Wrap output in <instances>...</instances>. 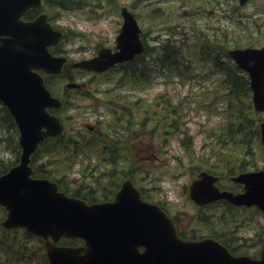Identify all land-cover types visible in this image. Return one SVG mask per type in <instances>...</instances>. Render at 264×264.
<instances>
[{
  "label": "water",
  "instance_id": "obj_1",
  "mask_svg": "<svg viewBox=\"0 0 264 264\" xmlns=\"http://www.w3.org/2000/svg\"><path fill=\"white\" fill-rule=\"evenodd\" d=\"M244 4L247 0H239ZM42 0H0V99L14 116L20 130V163L0 175V204L7 210L5 227H26L45 238L51 264H264V236L260 259L232 255L220 242L204 238L185 241L177 237L172 220L157 205L140 199L125 181L115 200L86 204L58 191L47 178H31L30 154L47 135L62 132L59 119L46 108L58 106L35 69L59 72L65 58L53 56L48 46L62 32L53 29L46 14L32 20L22 15ZM123 24L116 37V51L101 48L98 55L76 62L87 69L103 70L115 62L131 59L143 49L140 28L133 14L122 7ZM249 73L252 100L264 110V46L229 51ZM45 128V129H43ZM264 145V120L260 122ZM217 177L202 171L192 180L190 196L198 203L226 198L235 204H256L264 211V168L233 177L244 191H220ZM61 235L82 236L85 246H57ZM52 236L53 242L49 241ZM144 245L140 252L138 245Z\"/></svg>",
  "mask_w": 264,
  "mask_h": 264
},
{
  "label": "rangeland",
  "instance_id": "obj_2",
  "mask_svg": "<svg viewBox=\"0 0 264 264\" xmlns=\"http://www.w3.org/2000/svg\"><path fill=\"white\" fill-rule=\"evenodd\" d=\"M149 2H154L157 8L150 9L147 5ZM117 4L127 5L129 9L138 14L139 24L142 28L147 29L146 36L148 40L160 34L161 38L164 39L163 41H166L165 38L169 37L183 46L190 42V38L182 33L186 31L189 36L192 35L190 30L195 25L194 20H197L209 33L216 32L218 28H222L225 33L229 29L240 28L246 31L245 34H248V29L243 21L249 22L250 25L257 18L264 27V0H255L254 3H249L244 8L242 14L245 17L242 19L240 26H235V24L225 19V4L221 6L223 11L219 13L208 0H117L116 3L106 4L101 9L88 7L86 9L62 8L59 10L58 8L48 9L44 6V11L49 14L54 25L66 31L67 36L61 42L60 47L66 49L68 58L74 61L91 56L100 44L111 47L114 45L115 36L122 22L119 13L120 5ZM231 9L236 10L234 6H231ZM205 21L209 22V26L213 29H207ZM257 34V32H254L252 35L257 37ZM259 37L261 38L260 43L264 44V29ZM191 58L194 66L193 79H188L185 84H181L180 79L167 82L168 80H164L163 76H158L156 81L147 88L142 90L137 88L134 95L152 100L156 97V93L161 90L168 92L176 102H179V99L182 100L181 106L185 110L188 121V133L193 135L192 150L195 151V155H189L188 150L183 146L182 139L184 135L182 137H169L167 145L163 146L162 150H157L155 145L148 141L135 147V151L140 156L138 159L141 162L136 161L132 171L142 168L145 175L143 184L147 189L146 197L151 201L164 204V207L171 214L180 216L185 227H182L183 230L190 225V229L195 227L197 235L213 234L219 236V232L226 235L230 231L231 234L239 236V238L246 239L252 236L257 239L260 234V227H264L263 216L259 214L257 216L239 214L237 211H233V215L230 216V213L226 215L221 212V208L226 210L222 206H213L210 210L197 211L187 199V186L197 171L214 168L213 161L215 160L213 158L209 157L206 162L200 160L201 156L208 154L216 145H204L203 138L205 135L200 132L199 124H204L213 112L209 90L215 87L219 79L216 70L212 69L207 62L194 56H191ZM89 78L90 76L86 77L87 80ZM96 79H91V81H94L91 85L92 88L95 86ZM57 83V80L52 81V85L55 87ZM102 85V90L107 92L96 93L100 99L95 97L80 100L78 107L69 110L74 126L81 128L85 122H91L106 130L109 124L110 112L115 109L114 107H122L128 104L123 99V97L130 94L128 87L118 90L113 89L111 83L104 82ZM202 94H206L207 98L205 108L201 102L203 100ZM218 111L219 109L214 115V120L220 118ZM62 115H66L65 110L62 111ZM0 125L3 126L2 118ZM3 143L0 146V158L6 162H13L16 153H12V149L8 148L5 142ZM254 158L260 167L264 165V156L259 149L255 151ZM129 163L127 162L126 166ZM81 170L80 164L74 165L67 179L71 182L74 179H79ZM118 170L121 171V167H118ZM105 174H108V172H105ZM227 180L229 179L223 180L225 185L228 183ZM78 182L80 181L73 183L76 186ZM86 182L91 184V181L87 178ZM193 219L195 226L189 224ZM229 220L237 221L235 228L233 227L235 223L228 227ZM182 232L187 236L186 233L188 232ZM224 238L236 246L241 245L243 242L238 238H236V243L227 237ZM247 242H250V240L247 239ZM255 245L256 241L251 246ZM27 247L30 248L28 254L31 255V261L36 260L37 242L33 240L27 244ZM248 248L250 251L246 252L249 254L256 250V247ZM28 254L22 253L21 255L27 257ZM7 264L13 263L8 261Z\"/></svg>",
  "mask_w": 264,
  "mask_h": 264
},
{
  "label": "trees",
  "instance_id": "obj_3",
  "mask_svg": "<svg viewBox=\"0 0 264 264\" xmlns=\"http://www.w3.org/2000/svg\"><path fill=\"white\" fill-rule=\"evenodd\" d=\"M208 1L215 8L223 0ZM113 2L116 3L117 0H45V3L50 8L94 7L95 9H101L106 4ZM226 2L228 5V20L230 23L235 24V26H240L242 19L245 17L242 14L243 10L237 5L236 0H226ZM231 6H234L236 10H232ZM149 7L154 10L155 5L151 4ZM31 14V12L28 13L29 16ZM257 19L250 25L249 22L243 21L248 29V34H245L246 31L240 28L229 29L226 33L223 32L222 28H218L216 32L209 33L201 24L194 21L195 25L190 30L192 35L189 36V33L186 31L182 33L187 38H190V42L185 46L167 41L164 42L161 54H156V50L152 48L146 49L145 53L148 59H150L149 63H146L142 54L138 55L131 62L119 65L124 66L122 71L125 77L129 79L128 82L137 85H140V80L143 79L144 72L142 65L149 71L158 68L164 79L168 80L167 82L180 79L181 84H185L188 79L194 78L192 77L194 66L191 56L207 62L212 69L216 70L219 79L215 87L209 90L213 112L204 124H199L200 132L205 135L203 138L204 145H216L208 154L201 156L200 160L206 162L209 160V157L213 158L215 160L213 161L215 167L213 170L215 172L220 173L224 171L225 173H233L257 166L253 162V159L248 161L247 158H253L258 147L261 149L258 127L260 117L252 107L251 90L246 74L227 55V49L231 46L260 42V38L252 37L254 32L260 34L264 29L262 23ZM223 34H227V36L223 37ZM224 42H226V45H223ZM202 95L203 100L201 102L205 108L207 98L206 94ZM139 100V103L142 104L141 106L144 107V117L147 118L146 128L139 113L137 122L138 126L143 127L147 131V137L165 139L168 135L181 137L184 135L182 139L183 146L188 150L189 155H195V151L192 150L193 135L188 133V121L185 110L181 106L182 100L179 99V102H176L168 92L161 90L156 93V97L151 101L142 97ZM218 109L220 118L214 120V115ZM129 112L133 113L131 110ZM119 113L126 114L127 112L120 111ZM0 116V120L2 118L3 121V126L0 125V146L5 142L8 148L17 152L16 127L8 111L2 105H0ZM76 137L72 138L64 135L48 138L32 156L34 174L48 176L53 179H60L58 176L65 175L67 170L72 168V158H75L80 151H84L80 139H76ZM92 145L93 143L89 144V146ZM116 147L115 144L109 145L105 156L106 159H112L117 165L123 153L116 149ZM44 157L45 160L38 163V159ZM5 163L6 161L0 158V167ZM123 169L121 168V170ZM102 178H104V174ZM102 178L97 179L98 184H100L98 188L103 185L108 190L109 188L107 187H111L116 183L117 174H105V179L103 180ZM103 182H109V185H104ZM94 193L95 191L90 186L84 192H80L79 189L73 192V194L88 201L96 200L97 197H95ZM106 193L104 192V194ZM2 210L0 209V216ZM222 213L226 215L230 213V216L233 215V211H228L227 209L223 210ZM233 223H236V221L229 220L228 227H231ZM230 234L227 233L228 236ZM21 235L25 236L21 237ZM29 240L37 242L36 260L32 261L25 259L29 254L28 250L23 247ZM66 241L68 243L81 242L78 239H66ZM232 250L234 251L235 249ZM22 253L28 254L27 257L22 256ZM0 256L8 258V261H11L13 264H48L43 255V244L40 238L33 237L19 230L9 231L0 228ZM0 264H3L1 260Z\"/></svg>",
  "mask_w": 264,
  "mask_h": 264
}]
</instances>
